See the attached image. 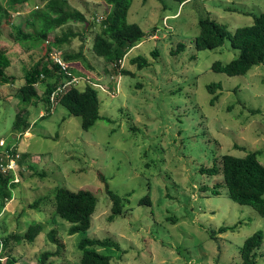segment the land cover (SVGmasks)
<instances>
[{
  "label": "rangeland",
  "instance_id": "rangeland-1",
  "mask_svg": "<svg viewBox=\"0 0 264 264\" xmlns=\"http://www.w3.org/2000/svg\"><path fill=\"white\" fill-rule=\"evenodd\" d=\"M47 3L32 0L18 6L0 28V50L10 61L5 73L15 76L11 83L0 81V153L10 157L7 149L12 145L19 154L10 159L11 167L10 160L0 167L14 176L11 184H17L11 200L3 202L0 197L5 205L0 237L9 239L8 252L15 264H39L46 252H57L46 264H80L83 252L78 245L87 237L120 246L96 248L112 256L111 264H242L241 248L255 232L264 233V218L233 202L221 175H203L200 169L221 166L224 155L244 157L253 151L261 152L264 164V63L246 76L216 73L211 68L214 62L227 64L239 52L230 41L216 50L199 51L196 39L202 18L217 20L231 33L253 24L264 12V0H191L183 5L174 0H132L128 22L138 24L147 37L120 68L92 52L100 28L90 22L96 19L98 24L108 13L105 0H67V8L80 11L87 24H67L48 40L72 31L80 34L57 51L61 55L83 49L92 68L72 62V77L80 81L79 90L86 84L103 85L98 91L100 115L113 123L99 120L85 131L82 118L70 115L59 102L50 114L39 103L30 109V129L21 134L13 129L20 88L47 47L41 43L33 49L29 42H20L17 31L33 33L35 27L28 22ZM180 44L185 48L177 54ZM156 49L159 55L153 56ZM138 56L146 57L150 66L133 65L131 59ZM212 83L223 88L214 104L207 89ZM36 87L43 97L47 84ZM106 183L125 198L123 213L114 221ZM59 188L88 190L98 197L87 234L68 233L71 225L56 213ZM146 196L151 205L140 204ZM39 199L43 202L31 209ZM35 224L43 226L35 243L14 238ZM224 227L230 230L221 233ZM52 231L61 247L51 240ZM258 264H264V242Z\"/></svg>",
  "mask_w": 264,
  "mask_h": 264
},
{
  "label": "trees",
  "instance_id": "trees-1",
  "mask_svg": "<svg viewBox=\"0 0 264 264\" xmlns=\"http://www.w3.org/2000/svg\"><path fill=\"white\" fill-rule=\"evenodd\" d=\"M30 1L32 0H7L6 2L0 0V28L4 17L9 12L16 10L18 6L22 7L28 4ZM158 1L162 2L163 0ZM174 1L183 5L191 0ZM105 4L108 6V13L105 17L98 24L96 19L90 22L91 25H98L100 28L93 39L92 52L98 58L104 59L107 64L120 68L126 55L146 39L147 33L138 24L128 22L132 0H105ZM32 19V22H28V24L35 27L34 32L27 34L18 30L17 36L20 42H29L33 49L36 45L40 46L41 43L46 44L50 34L67 24H87L85 15L80 11L67 8V0H49L43 9L33 13ZM199 27L200 34L196 39V47L199 51L216 50L222 48L226 41H230L232 48L239 52L238 56L227 64L222 61L214 62L211 67L214 72L229 77L246 76L255 66L264 63V12L254 17L253 24L238 28L235 33H231L227 26L211 18H202L199 21ZM79 35V33L72 31L63 33L55 40L53 39V42L46 45L45 55L26 73L25 83L20 88L19 112L13 122L15 131L25 134L30 129L29 112L33 105L44 104V110L50 114L52 93L59 85L70 80V77L64 76L61 68L54 62L51 53L57 49L62 50L65 43H70L72 38H77ZM184 48L185 45L180 44L175 53L179 54ZM6 54V51L0 50V81L8 84L15 81V76L5 73V70L10 66ZM152 55L158 56V50L153 51ZM61 56L66 63L85 62L88 68H92L83 53V49L70 54H65L63 51ZM131 63L137 65L138 69L150 66L149 60L143 56L131 59ZM122 72L124 75H132L127 71ZM39 84H47L43 97L37 91L36 86ZM115 87L117 90V84ZM207 89L211 95H214L211 101L214 104L219 99L218 94L216 95L217 91L223 89L222 84L212 83L207 86ZM98 91L100 90L91 84H86L83 90L71 89L59 99L60 105L66 108L70 115L82 118V128L85 131L92 129L99 120L109 124L113 123L112 119L100 115L101 103ZM45 118L44 116L41 119ZM12 148L10 145L7 149V152L11 153L10 157L0 153V165H6L11 158L19 157L18 151ZM260 157L261 152L259 151L250 152L244 157L224 155L221 166L215 163L211 168H201L200 173L211 177L221 175L225 187L228 188L229 198L239 205L251 207L264 218V164L260 161ZM30 168L36 171L34 166H30ZM20 174L23 178V173L20 172ZM13 180L14 176L0 171V197L3 202L11 200L14 196L13 188L17 184H11ZM106 191L113 203L110 220L114 221L123 213L125 198L111 190L107 183ZM214 194L219 195L220 193L214 191ZM41 202L43 200L39 199L30 208L37 209ZM98 202V197L88 190L71 191L67 188H59L55 192L56 213L62 220L71 225L68 231L70 235L88 233L92 228L93 215L96 212ZM140 204L151 205L149 196L144 197ZM4 208V203H1L0 215ZM229 230L230 228L224 227L220 229V232L225 233ZM42 231L43 226L35 224L31 225L23 236L16 235L14 238L19 243L33 244ZM50 238L57 247H61L55 237V231L50 233ZM263 242V231H257L245 240L241 248L242 264H258V251ZM78 247L83 252L80 264H111L112 256L102 254L96 248L120 250V246L112 240L90 237L82 239ZM8 248L9 239L0 237V264H15V259L9 254ZM55 255L57 252L44 253L39 258V264H46L47 260ZM4 258H6L5 262L3 261Z\"/></svg>",
  "mask_w": 264,
  "mask_h": 264
},
{
  "label": "built area",
  "instance_id": "built-area-1",
  "mask_svg": "<svg viewBox=\"0 0 264 264\" xmlns=\"http://www.w3.org/2000/svg\"><path fill=\"white\" fill-rule=\"evenodd\" d=\"M62 54V53H61ZM51 57L53 58L54 62L61 68V71H63L64 76L66 77H70V80L65 81L63 83V85H59L56 90L52 93L50 100L52 103V106H54V104H57L59 102V99L64 96L70 89L72 88H79L80 86V81L76 80L74 77H72L71 74V63H66L62 56L58 53V51L56 50L55 52H53L51 54ZM126 59V58H124ZM123 64V61H122ZM67 65V67H66ZM65 78V77H64ZM92 85V84H91ZM92 86H94L97 89H100L102 91V87L103 85L101 84H93ZM120 84L118 82L117 88H119ZM104 88V87H103ZM12 165V160H10V167ZM4 167L5 165H0V167Z\"/></svg>",
  "mask_w": 264,
  "mask_h": 264
},
{
  "label": "clouds",
  "instance_id": "clouds-1",
  "mask_svg": "<svg viewBox=\"0 0 264 264\" xmlns=\"http://www.w3.org/2000/svg\"><path fill=\"white\" fill-rule=\"evenodd\" d=\"M47 1L49 2V0H47ZM45 6H46V5H45ZM45 6H44V7H45ZM48 38H49V37H48ZM48 44H50L49 40H47V42H46V45H48ZM51 54H52V53H51ZM126 57H127V55H126ZM126 57H125V58H126ZM120 76H122V75H120ZM117 82H118V80H117ZM117 82H116V83H117ZM117 85H118V83H117ZM72 89H74V88H72ZM75 89H79V88H75ZM70 90H71V89H70ZM70 90H69V91H70ZM69 91H68V92H69ZM100 91H101V90H100ZM42 117H44V115H43Z\"/></svg>",
  "mask_w": 264,
  "mask_h": 264
}]
</instances>
